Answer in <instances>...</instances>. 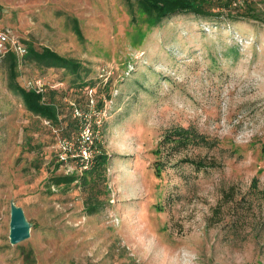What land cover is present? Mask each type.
Returning a JSON list of instances; mask_svg holds the SVG:
<instances>
[{
  "label": "rangeland",
  "instance_id": "rangeland-1",
  "mask_svg": "<svg viewBox=\"0 0 264 264\" xmlns=\"http://www.w3.org/2000/svg\"><path fill=\"white\" fill-rule=\"evenodd\" d=\"M244 1L258 19L153 24L123 0H0V28L84 65L78 77L20 58L19 82L41 77L62 102L95 87L91 149L109 154L89 212L80 184L50 177L91 163L62 158L77 149L25 108L0 53V264H264V0ZM11 202L30 223L16 243Z\"/></svg>",
  "mask_w": 264,
  "mask_h": 264
},
{
  "label": "trees",
  "instance_id": "trees-1",
  "mask_svg": "<svg viewBox=\"0 0 264 264\" xmlns=\"http://www.w3.org/2000/svg\"><path fill=\"white\" fill-rule=\"evenodd\" d=\"M123 2L133 21L136 18V13L140 12L148 17L153 24H158L180 14H191L199 19L216 22L222 19L234 22L235 19L241 18L240 16L259 18L255 7L244 0H123ZM70 23L75 35L79 39H83L77 18L71 16ZM24 44L26 45V51L20 56H17L18 54L11 48L1 52L2 58L6 61L9 88L21 98L28 111L47 119L50 124L56 126L59 135L58 141H67L73 146H77L79 132L85 119L93 126V132L97 128L96 117L93 113H89L90 98L94 100L97 89L93 88V84L90 85L88 81L82 80L79 82L80 86L86 85V88H93L89 93L84 92L85 99L68 97L65 102H62V100L55 98L54 93L56 91L53 88L48 90L44 87L41 91H37L33 87H25L18 80L17 65L20 58L26 62H32L42 69L48 67L63 68L78 77L84 69V65L81 60L61 54L48 45L37 48L31 42ZM95 99L97 107L102 105V100ZM76 110L88 114L89 117H84L82 113L81 115L76 114ZM181 132H184L183 134L189 138L190 135L184 128ZM66 153L65 160L80 163L79 157L69 155L71 151ZM108 159L109 154L101 147H96L90 156L91 164L87 170L81 173L54 174L51 175L50 182L58 186L66 185L67 187L71 186L73 182L80 184V187L83 188L81 189L82 192L85 193L86 210L89 212L97 211L103 203L100 195H106L109 191L106 171ZM154 166L156 172L159 173L161 163L156 161Z\"/></svg>",
  "mask_w": 264,
  "mask_h": 264
},
{
  "label": "built area",
  "instance_id": "built-area-1",
  "mask_svg": "<svg viewBox=\"0 0 264 264\" xmlns=\"http://www.w3.org/2000/svg\"><path fill=\"white\" fill-rule=\"evenodd\" d=\"M7 48L13 49L18 55H22L26 51V45L23 42H21L17 38L12 37L9 31H7L6 29L0 28V53L6 50ZM43 85H44V81L41 79V77H36L35 79L27 81V86L33 87L37 91H41L43 89ZM89 104H90L89 113H91L90 109H92V107L95 106L93 98H90ZM75 113L81 115L82 112L76 110ZM82 114L84 117L86 116L89 117L88 114L85 113ZM82 123L83 124L79 132V139H78L79 143L77 146H73L67 141H62V142L65 143V145H63L65 148L70 149L72 145V147H75V149H77V151L72 154H75L73 156L79 157V161H80L79 165L85 166L91 163L90 156L93 154L95 150L94 148V150L92 151L93 149L92 146H94L93 143L95 141V140L93 141L94 139L93 136H95V133L93 132V126L89 123L88 120L85 119ZM66 157H67V153L66 155H62L63 159H66Z\"/></svg>",
  "mask_w": 264,
  "mask_h": 264
},
{
  "label": "water",
  "instance_id": "water-1",
  "mask_svg": "<svg viewBox=\"0 0 264 264\" xmlns=\"http://www.w3.org/2000/svg\"><path fill=\"white\" fill-rule=\"evenodd\" d=\"M30 233V223L26 219L24 211L20 205L11 202L9 220V241L16 243Z\"/></svg>",
  "mask_w": 264,
  "mask_h": 264
}]
</instances>
